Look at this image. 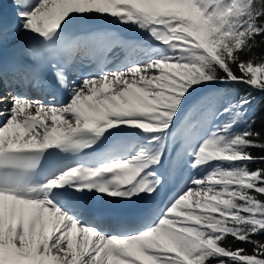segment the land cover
<instances>
[{
    "label": "snow or ice",
    "instance_id": "6c2138e0",
    "mask_svg": "<svg viewBox=\"0 0 264 264\" xmlns=\"http://www.w3.org/2000/svg\"><path fill=\"white\" fill-rule=\"evenodd\" d=\"M261 47L264 0H0V264H264Z\"/></svg>",
    "mask_w": 264,
    "mask_h": 264
},
{
    "label": "trees",
    "instance_id": "16d2710c",
    "mask_svg": "<svg viewBox=\"0 0 264 264\" xmlns=\"http://www.w3.org/2000/svg\"><path fill=\"white\" fill-rule=\"evenodd\" d=\"M256 53H257V55L264 54V47L256 49Z\"/></svg>",
    "mask_w": 264,
    "mask_h": 264
},
{
    "label": "bare ground",
    "instance_id": "6f19581e",
    "mask_svg": "<svg viewBox=\"0 0 264 264\" xmlns=\"http://www.w3.org/2000/svg\"><path fill=\"white\" fill-rule=\"evenodd\" d=\"M98 27H109V26H107V25H99Z\"/></svg>",
    "mask_w": 264,
    "mask_h": 264
}]
</instances>
